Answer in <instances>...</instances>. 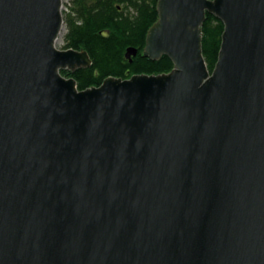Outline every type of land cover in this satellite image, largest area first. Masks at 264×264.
Returning <instances> with one entry per match:
<instances>
[{
    "label": "water",
    "instance_id": "obj_1",
    "mask_svg": "<svg viewBox=\"0 0 264 264\" xmlns=\"http://www.w3.org/2000/svg\"><path fill=\"white\" fill-rule=\"evenodd\" d=\"M65 2L0 0V264H264V0H158L174 69L85 90Z\"/></svg>",
    "mask_w": 264,
    "mask_h": 264
},
{
    "label": "trees",
    "instance_id": "obj_2",
    "mask_svg": "<svg viewBox=\"0 0 264 264\" xmlns=\"http://www.w3.org/2000/svg\"><path fill=\"white\" fill-rule=\"evenodd\" d=\"M158 0H69L65 14L67 33L63 50L88 52L93 64L75 73L63 71L74 78L78 88L101 86L109 77L128 79L134 75L170 73L173 62L163 56L153 61L144 56L149 29L157 22ZM203 53L212 72L221 50L224 24L207 14L203 25ZM129 48L137 49L132 61Z\"/></svg>",
    "mask_w": 264,
    "mask_h": 264
},
{
    "label": "rangeland",
    "instance_id": "obj_3",
    "mask_svg": "<svg viewBox=\"0 0 264 264\" xmlns=\"http://www.w3.org/2000/svg\"><path fill=\"white\" fill-rule=\"evenodd\" d=\"M68 7H69V0H66V2H65V12L68 11ZM66 33H67V30H66V26H65V28L63 30V33H62V35H61V37L59 39L60 40L59 42L62 44L63 47L65 45L64 37H65Z\"/></svg>",
    "mask_w": 264,
    "mask_h": 264
},
{
    "label": "bare ground",
    "instance_id": "obj_4",
    "mask_svg": "<svg viewBox=\"0 0 264 264\" xmlns=\"http://www.w3.org/2000/svg\"><path fill=\"white\" fill-rule=\"evenodd\" d=\"M60 41V40H59Z\"/></svg>",
    "mask_w": 264,
    "mask_h": 264
}]
</instances>
